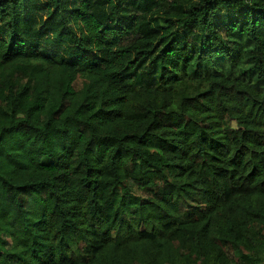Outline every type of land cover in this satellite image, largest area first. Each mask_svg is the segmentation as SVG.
I'll return each mask as SVG.
<instances>
[{
    "label": "trees",
    "instance_id": "obj_1",
    "mask_svg": "<svg viewBox=\"0 0 264 264\" xmlns=\"http://www.w3.org/2000/svg\"><path fill=\"white\" fill-rule=\"evenodd\" d=\"M0 264H264V0H0Z\"/></svg>",
    "mask_w": 264,
    "mask_h": 264
}]
</instances>
